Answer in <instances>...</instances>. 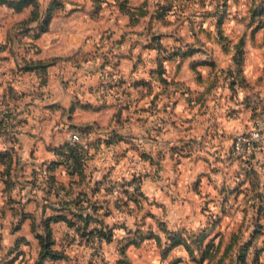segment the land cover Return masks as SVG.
<instances>
[{
    "label": "rangeland",
    "instance_id": "374dc122",
    "mask_svg": "<svg viewBox=\"0 0 264 264\" xmlns=\"http://www.w3.org/2000/svg\"><path fill=\"white\" fill-rule=\"evenodd\" d=\"M35 1L40 26L69 0ZM92 1L116 6L137 34L133 71L122 74L121 60H111L103 89L137 98L117 106L102 141L90 144L85 128H62L68 143L72 132L82 136L84 167L103 160V184L84 191H103L101 201L91 200L102 224L93 221L90 236L81 221L69 234L59 230L58 239L52 233L58 259L43 256L39 227L38 255L24 264H264V0ZM57 149L58 165L27 174L33 189L60 198L50 215L73 193V185L59 191L52 182L67 168ZM8 181L10 195L16 185ZM83 196L73 211L83 213ZM7 218L0 214L1 229ZM17 224L0 231V264H22L19 257L35 250L21 246L25 236L16 239Z\"/></svg>",
    "mask_w": 264,
    "mask_h": 264
},
{
    "label": "crops",
    "instance_id": "0c3cea01",
    "mask_svg": "<svg viewBox=\"0 0 264 264\" xmlns=\"http://www.w3.org/2000/svg\"><path fill=\"white\" fill-rule=\"evenodd\" d=\"M107 6V2L97 6L92 0H69L65 10L55 14L47 31L40 32L37 22H33L30 24L33 30L21 35L18 26L29 20L32 8L16 12L0 4V125L4 129L0 153L9 154L12 160L10 175H3L6 166L0 164V214L8 216L0 231L14 229L22 215L16 239L25 236L28 244L21 246L29 250L35 247L31 254L27 251L21 255L18 263L36 259L38 243L33 233L41 227L43 215L52 214V201L60 200L53 195L46 197L43 189H33L27 174L30 176L32 170L56 160L53 149L60 148L68 139L63 127L87 129L90 144L102 141L109 132L104 126L108 120L114 122L115 114L119 115L117 106L137 98L133 91L131 98L116 99L103 89V73L108 71L111 60H121L122 74L133 71V41L137 36L125 27L129 17L116 6L111 5V9ZM114 128L113 125L112 130H118ZM89 150L90 154L95 152L94 148ZM100 150L106 149L101 146ZM102 162L88 161L83 167L82 181L78 176L71 177L65 167L56 172L59 191L73 185V193H68L71 200L87 195L83 196L89 201L82 207L84 214L92 213L91 200L103 199L102 190L97 194L84 193L88 187L103 184ZM8 178L15 180L12 184L16 185L10 195ZM78 180L80 185L74 186ZM33 220L39 225L36 228ZM52 229L55 238L61 229L63 235L70 231L65 222L54 223Z\"/></svg>",
    "mask_w": 264,
    "mask_h": 264
},
{
    "label": "trees",
    "instance_id": "16d2710c",
    "mask_svg": "<svg viewBox=\"0 0 264 264\" xmlns=\"http://www.w3.org/2000/svg\"><path fill=\"white\" fill-rule=\"evenodd\" d=\"M11 1V0H10ZM10 1H6V0H0V4H5L7 7L14 9L15 11H20L25 7H31L33 6V12H35V15L31 18H29L28 21L25 22H21L18 26V32L21 35H25L27 33H29L31 30H33V28L30 27V24L33 22H37L39 20V17L37 15V2L35 0H13V2ZM57 6V5H56ZM50 18V15H49ZM49 19L45 20L44 22H40V26L39 27V31L40 32H45L48 30V23H49ZM38 24V23H37ZM39 25V24H38ZM42 25V26H41ZM37 34V33H36ZM37 37V35L35 36ZM1 47V46H0ZM0 127H2L0 125ZM80 146H78L77 144H72V143H68L66 142L63 146H61L60 148L57 149V153H59V155L61 157H64V161H60L61 163H64V165L67 167H70L71 170V174L74 175H80L81 177H84V173H83V167H84V162H85V158L84 156L81 155L80 151H79ZM0 164H4L7 168L6 171L3 175H9L10 173V168L12 167V160L9 157V154H3L0 153ZM52 165H58V163H52ZM51 167V166H50ZM9 178L6 180V183H10ZM56 179H53V183L55 184ZM79 203V197L68 201V202H63L60 207L59 210L55 211L56 213L53 215H43L42 220L40 222V226L44 231L46 232L45 236L42 235H38V238L41 241V246H42V252H43V256H48L50 253L51 254H56V256H54V259H58L61 257L60 253L55 252L52 249V245H51V241L52 240V233H53V229H52V225L54 223L57 222H65L69 228H77V221H81L83 225V232H87V235L90 236V234H92L95 229L91 230L90 224L95 221L97 223L102 224L101 219H96L94 216H97L96 214H98L97 209L94 210L95 213H91V214H84V213H77L76 211H73V209L75 208V206H77ZM69 206V207H66ZM84 209H81V211H83ZM93 214V215H92ZM69 215H72V217H69ZM20 221L17 224V228H19L20 223L22 221L23 216L20 215ZM33 226L36 228L37 225L35 220H33ZM105 228V226H103ZM16 228V229H17ZM35 231H37V229H35ZM99 232V235L104 234L102 227L100 229L97 230ZM96 231V232H97ZM110 231V230H109ZM176 243L172 244L169 249L175 245Z\"/></svg>",
    "mask_w": 264,
    "mask_h": 264
},
{
    "label": "built area",
    "instance_id": "2783aa9c",
    "mask_svg": "<svg viewBox=\"0 0 264 264\" xmlns=\"http://www.w3.org/2000/svg\"><path fill=\"white\" fill-rule=\"evenodd\" d=\"M2 131H4V129L0 127V135L3 134ZM70 141L72 144H80L82 142V136L80 135V133L72 132L70 134Z\"/></svg>",
    "mask_w": 264,
    "mask_h": 264
}]
</instances>
